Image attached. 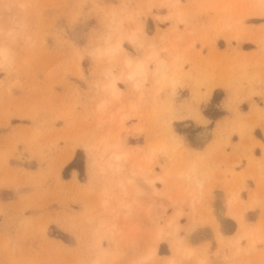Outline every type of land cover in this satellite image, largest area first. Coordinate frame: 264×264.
<instances>
[{
  "label": "rangeland",
  "instance_id": "rangeland-1",
  "mask_svg": "<svg viewBox=\"0 0 264 264\" xmlns=\"http://www.w3.org/2000/svg\"><path fill=\"white\" fill-rule=\"evenodd\" d=\"M1 48L0 264H264V171L234 170L235 123L190 149L194 114L223 112L201 98L210 79L234 103L264 95V0H0Z\"/></svg>",
  "mask_w": 264,
  "mask_h": 264
},
{
  "label": "crops",
  "instance_id": "crops-1",
  "mask_svg": "<svg viewBox=\"0 0 264 264\" xmlns=\"http://www.w3.org/2000/svg\"><path fill=\"white\" fill-rule=\"evenodd\" d=\"M253 48L254 46H251L245 49V52H249ZM222 84H224L223 80L217 77L210 79L205 84V91L202 93L201 98L207 99L205 102L211 103L213 94L216 92V95L220 96L214 102V105L223 110V112L216 118L204 117L199 112L194 114V119L197 122L208 123L206 126H203L206 127L207 133L202 138L200 137L201 132H198L197 136L199 138L197 139L199 140L197 143L191 144L194 147L190 149L201 152L213 146L212 140L214 139V134L222 136L224 125L232 122L235 123L236 129L229 135V145L225 146V152L231 153L230 157L236 160V162L238 161L233 166L234 170L237 173L249 171L255 173L258 171L257 169H260V172H262L264 171V95L262 97L257 95L251 97L247 94L241 101L234 103L233 98L239 92L222 87ZM253 181L251 178L246 179L250 188H254ZM219 190L218 194L221 198V203L224 204L222 189L219 188ZM252 212V210L248 211L247 214H252ZM234 213L232 212L231 214L237 216L238 213ZM254 213L257 214V211L255 210ZM235 220L237 221V219Z\"/></svg>",
  "mask_w": 264,
  "mask_h": 264
},
{
  "label": "bare ground",
  "instance_id": "bare-ground-1",
  "mask_svg": "<svg viewBox=\"0 0 264 264\" xmlns=\"http://www.w3.org/2000/svg\"><path fill=\"white\" fill-rule=\"evenodd\" d=\"M104 35H106V33L104 34ZM108 35V34H107ZM107 37V36H106ZM104 38V36H103V38H104V40L105 39H107V38ZM102 39V38H101ZM103 40V41H104ZM107 41V40H106ZM117 42H119V41H117ZM138 45V44H137ZM139 46V45H138ZM137 46V47H138ZM123 50V49H122ZM1 55L4 57L5 55H6V53H5V50H3V48H1L0 49V57H1ZM155 55V52H150L149 54H148V56H151V57H153ZM2 57V58H3ZM156 60V59H155ZM156 62V61H155ZM167 62H169V66H170V64H176V62H178V56H176L175 58H172L171 60H169V61H167ZM164 59H159V60H157V62H156V65H155V68H154V74H157V73H159L160 75H161V77H162V75L163 74H161V72L163 71V69L165 68V67H167V63ZM122 64L124 65V68L126 69V73L124 72V78H126L128 81H131V82H133V84H134V86H138V85H140V81L141 80H144V79H146L147 77H148V72H147V69H146V65H145V63L143 62V60H133L132 58H130L129 57V55L128 54H124V57H123V62H122ZM103 74H108V75H111L112 74V72H111V69H110V67H105L104 68V70H103ZM105 76V75H104ZM124 78H122V79H124ZM111 79V78H110ZM109 79V82L107 83V87L106 88H108L109 89V92L112 94V95H114L115 97H117V96H119V90H118V87H117V85H116V82H115V80L114 79H111L110 80ZM125 79V80H126ZM141 79V80H140ZM156 79H158V77L156 78ZM162 79V78H161ZM127 80H126V82H127ZM155 80V79H154ZM158 81H160L159 79H158ZM163 82V81H162ZM155 85H156V83H154ZM140 88V87H139ZM142 93V92H141ZM156 101V100H155ZM158 101H160V100H158ZM155 103V102H154ZM154 106H156V105H154ZM161 106V105H160ZM172 106V105H171ZM168 128H169V126H168ZM168 130V129H167ZM167 133H169L168 135L175 141V146H176V144H180L181 145V139L179 138V136H178V134L172 129V128H169V131L167 132ZM187 143V142H186ZM186 145V144H185ZM178 147V146H177ZM107 148V146H105L104 147V149H106ZM104 149H103V151H104ZM186 149V148H185ZM184 149V150H185ZM180 150H181V148H180ZM183 150V151H184ZM182 151V152H183ZM186 151V153H187V151L188 150H185ZM184 151V152H185ZM189 152V151H188ZM194 152V151H193ZM192 152V153H193ZM72 153V150H71V148H70V152H69V156H70V154ZM195 153V152H194ZM198 153V152H197ZM119 158H120V156L118 155V154H115L114 156H113V159L114 160H119ZM68 159V158H67ZM66 159V160H67ZM108 162V163H107ZM106 162V165H108L107 167H109V168H111L110 169V172H113V171H111L114 167H117V169H118V167H119V164H117L116 162H118V161H116L115 163H114V161L112 162L111 161V159L109 160V161H107ZM122 166V165H121ZM108 168V169H109ZM115 169V168H114ZM115 171V170H114ZM191 174H193V173H191ZM74 176H75V172H74V174H73ZM194 175H196V174H194ZM193 176V175H192ZM194 177V176H193ZM192 177V178H193ZM197 177V176H196ZM192 178H191V180H192ZM156 179H161V177L160 176H158V177H156ZM195 179H197V178H195ZM194 180H192V182H193ZM196 181H194V183H195ZM201 179H197V183H199L200 185L199 186H201ZM196 183V184H197ZM198 185V184H197ZM195 193V192H194ZM198 195V194H197ZM197 197V196H196ZM192 202V201H191ZM249 206H251V205H249ZM234 213V212H233ZM178 212L176 213V215L178 216ZM234 214H236V213H234ZM176 216V217H177ZM207 218V217H206ZM242 218L244 219V216H243V214H242V211L237 215V217H236V219H237V223H239V224H241L242 223ZM212 223H214V222H212ZM247 225V224H246ZM242 226H243V224H242ZM216 227V226H215ZM244 228H246V227H244ZM254 229V228H253ZM242 231V232H241ZM248 232V231H247ZM247 232H246V230H240V232L238 233V235H237V237L235 238V241H238L239 239H240V237H242V236H244V235H246L247 234ZM254 232V231H253ZM216 233H217V239L218 240H220V241H222L221 239H222V234L220 233V232H218V229L216 228ZM215 233V234H216ZM248 234H250V233H248ZM247 234V235H248ZM261 236V235H260ZM254 237V236H253ZM252 238V237H251ZM256 240V239H255ZM228 242V241H227ZM255 242V241H254ZM155 244V243H154ZM151 245V244H150ZM177 245V244H176ZM185 246V245H184ZM237 246V245H236ZM202 247V246H201ZM150 248H152V249H150V251L152 250V252L151 253H156V251H157V247L155 246V247H150ZM181 248V247H180ZM250 248H253L252 247V243L250 244V246L247 248V250L246 251H249V250H251ZM175 249V248H174ZM183 249V250H182ZM181 250H180V252H182V253H180L179 252V256L181 257V255H182V257H186V258H188V256H190V255H192V254H194V253H192V252H194V250L192 251V246H185L184 248H182ZM245 249V248H244ZM249 249V250H248ZM236 250H238L237 248H236ZM235 250V251H236ZM192 251V252H191ZM196 252V251H195ZM199 252V251H198ZM237 252V251H236ZM192 253V254H191ZM154 255V254H153ZM164 258V257H163ZM165 259V258H164ZM167 260H166V262H164V264L165 263H167V264H176V262H174V260H175V258H174V260H173V258L172 257H170V258H166ZM199 259L200 260H198L197 262H196V264H206L207 263V259H205V258H200L199 257ZM206 260V262L204 261V260ZM177 260V259H176ZM180 260V259H179ZM197 260V259H196ZM209 261V260H208ZM264 261V260H263ZM179 263V262H178ZM210 263V262H209ZM263 263V262H262ZM208 264V263H207ZM211 264H214V263H211ZM232 264V263H231ZM238 264V263H237Z\"/></svg>",
  "mask_w": 264,
  "mask_h": 264
},
{
  "label": "trees",
  "instance_id": "trees-1",
  "mask_svg": "<svg viewBox=\"0 0 264 264\" xmlns=\"http://www.w3.org/2000/svg\"><path fill=\"white\" fill-rule=\"evenodd\" d=\"M212 99H213L214 101H215L216 99H218V98H216V92L213 94ZM204 114L207 115V116H209V117H211V118H216V117H218L220 114H222V111L215 109L214 111H212V113H210V112H206V111H205ZM71 165H72V163H69V164L66 166V168H67V167H70ZM71 167H72V166H71Z\"/></svg>",
  "mask_w": 264,
  "mask_h": 264
}]
</instances>
